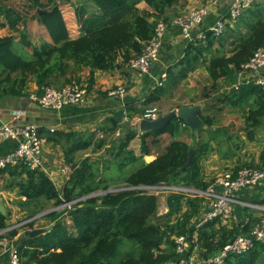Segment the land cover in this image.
Instances as JSON below:
<instances>
[{"label": "trees", "instance_id": "trees-1", "mask_svg": "<svg viewBox=\"0 0 264 264\" xmlns=\"http://www.w3.org/2000/svg\"><path fill=\"white\" fill-rule=\"evenodd\" d=\"M6 2L0 0V27L18 31L19 24L33 20L45 30L47 38L39 46H33L27 29L20 30L19 46L32 49V53L25 58L16 51L18 45L11 37H0V101L26 96L32 82L37 87V93L43 87L61 88L80 82L77 74L84 68L90 71L86 81L89 92L95 72L120 70L131 58L141 54L145 43L152 39L157 22L162 19L167 23L169 19L165 14L186 0H91L95 11L90 12L83 7L75 9L80 28L76 39L68 36L60 12L61 0H21L23 3L19 4V8ZM141 2L151 12L139 9ZM263 47L264 0H259L244 9L233 25L226 23L221 35L206 31L203 40L187 43L182 58L167 70L165 82L151 92L146 104L159 102L189 73L205 67L212 82L203 88L200 96L207 104L204 106L216 113L224 106L237 108L242 115L246 139L253 141L256 132L264 130V90L255 85H241L235 90L232 85L233 77L241 66ZM220 80L229 83L227 93H220ZM212 94L217 95L211 97ZM181 106L184 105L176 108ZM124 108L129 119L140 114L131 104H126ZM199 118L208 128L209 139L198 141L196 138L199 139L200 133L196 137L193 132V145L173 139L150 162L143 160L151 155L150 147L159 145V137L163 134L175 137L173 124L183 126L184 122L174 118L161 131L139 133L129 124L124 123L121 127L114 117H110L106 126L101 128L104 137L97 140H94V135L80 132L48 134V141L63 147L65 160L73 168L60 189L41 171L30 170L23 165L0 169V175L7 173L16 178L25 175L15 186L19 200H24L19 206L21 210L28 211L29 218L45 210L47 202H53L56 208L76 201L71 208L54 210L44 216L52 226L49 232L33 237L23 234L18 237V229L7 233L5 237L9 241L18 237L16 250L22 264L176 262L179 257L174 237L179 235L189 239L187 256L196 252L198 258L207 259L236 235L248 234L258 221L255 217L257 212L248 207L236 206L248 219L245 225L243 222L228 227L221 218H216L196 227L200 217L209 210L205 197L168 191L166 213L159 215L158 196L150 195V191L145 189L167 186L205 191L207 183L203 180L201 162L213 152V142L220 147L219 137L227 136L228 131L212 129L215 121L211 115L200 112ZM117 131V142L114 141L108 149L112 153L116 151L115 161L100 165L88 157L79 161L71 158V152L87 149L90 145L94 151L104 148L107 137ZM136 137L140 140V157L129 147ZM230 140L229 135L225 144ZM190 148H194L192 165L183 168ZM260 158L263 162L264 150ZM137 162L140 165L134 167ZM110 166L117 168L118 173L116 178L108 180L103 172ZM243 166L259 167L244 164L234 171ZM111 184H120L116 189L134 190L107 193ZM91 195L94 196L89 197ZM239 198L246 203L264 206V181L252 190H243ZM8 218L7 212L2 214L0 211V231L6 228ZM66 219L70 221L69 225ZM33 222L27 224V231L33 228ZM194 234L196 239L192 242ZM222 264H264V242H254L244 254L228 255Z\"/></svg>", "mask_w": 264, "mask_h": 264}, {"label": "built area", "instance_id": "built-area-1", "mask_svg": "<svg viewBox=\"0 0 264 264\" xmlns=\"http://www.w3.org/2000/svg\"><path fill=\"white\" fill-rule=\"evenodd\" d=\"M221 0H208L209 4L217 6ZM229 8L227 12V19H219L213 26L206 30H195L200 27L207 15V5L200 6L190 11L187 15L177 16L174 19V24L179 28L180 35L187 43L195 40H203L205 32L210 31L214 35H221L225 29L226 23L231 24L235 22L241 13L249 7L254 0H228ZM167 31V24L164 20L160 19L154 29V35L151 40L145 43L141 54L131 58L126 64L127 68L134 72L136 75L141 76L149 72L153 62L158 59L163 38ZM237 82L232 87L237 90L241 85H255L261 87L264 90V47L257 49L250 60L241 66L240 71L237 73ZM165 75L161 77V80L165 79ZM162 83L158 82L157 87ZM126 95V89L123 85L117 86L115 89L108 91L107 96L110 98H116L123 101ZM88 97V89L85 81L73 82L67 84L61 88L53 86L43 87L40 93L32 91L28 95V100L38 105L40 108L59 112L65 107L78 106L86 102ZM160 117L158 109L151 108L145 110L142 115L134 122L128 118L126 113L124 114L123 122L131 126H136L137 123L142 120H156ZM185 126V125H183ZM55 132L54 128L48 129L47 134ZM118 134V133H117ZM0 137L3 140H16L18 142L17 148L5 157L0 158V169L6 167H15L23 165L33 171H41L48 178L54 174L56 177L62 178L69 177L72 173L71 164H63L58 167L55 172L49 171L43 159V147L47 143V136L41 133L35 126L26 125L24 127L9 125L3 123L0 126ZM99 138H103L101 134ZM51 175V176H50ZM264 181V161L259 167L243 166L236 172H226L218 177H215L213 181L207 183L205 191H198L196 189H184L176 187H152L145 188L151 191L162 192H182L185 194L200 195L206 198L208 201L209 210L203 215L200 221L196 224V227L201 226L203 223L212 219L221 218L222 220L230 217L236 206L248 207L251 210H259L257 205L243 202L240 200V193L245 190H252L254 187ZM76 201L65 203L62 206L71 208ZM28 219L24 221V225L31 222ZM248 223V219L244 220V224ZM3 232H0V248L7 255L8 264H22L21 259L17 253L16 245L9 241L5 236H2ZM196 239V234L192 236V242ZM188 237L179 235L174 237L175 251L178 255L176 262H170L165 264H222L224 259L231 254L241 255L248 252L254 242H264V215L259 214L258 221L252 226L248 234L240 233L235 238L226 244L219 252L208 257L207 259L198 258L196 252L187 256L189 249Z\"/></svg>", "mask_w": 264, "mask_h": 264}, {"label": "crops", "instance_id": "crops-1", "mask_svg": "<svg viewBox=\"0 0 264 264\" xmlns=\"http://www.w3.org/2000/svg\"><path fill=\"white\" fill-rule=\"evenodd\" d=\"M62 3L68 5L71 10H73L75 6L76 8L83 7L90 12L96 10V7L91 0H61V4ZM203 5H207L208 7L207 15L203 24L198 27L195 32L198 30H206L213 26L219 19L227 16L229 8L228 0H221L217 6L209 4L208 0H186L185 3H180L179 5L172 7L168 13L165 14L169 21L166 23L167 31L163 38V44L158 59L152 63L147 74L138 76L130 71L126 65L120 70L109 72L97 71L94 74V83L88 92L86 102L78 106L65 107L59 112L42 109L28 100V94L37 90L36 85L32 82L28 86V94L26 96L20 98H7L0 101V126L3 123L20 127L33 125L46 136H48V129L54 128L56 133L80 132L89 136L94 135L95 137V134L97 133L102 134L101 128L106 126V120L113 117L115 112L124 110L126 113L124 108L126 104H131L135 110L140 112V114L131 118L132 122L139 118L147 109L156 108L159 111L160 105L165 98H161L159 102L156 103L146 104L147 97L151 92L155 91L158 82H161L162 84L165 82L166 78L161 80V77L163 75L166 77L167 70L182 58L183 50L187 44V42L182 39L179 28L174 24V19L177 16L187 15L193 9ZM138 8L151 12L150 8L146 6L144 2H141L138 5ZM62 17L68 31V36L71 39H76L80 35V28L77 24L75 14L68 13L67 15H64L62 13ZM28 26H34V28H31L34 30L36 28L38 30L40 34V39L38 40L39 44L47 38L45 30L39 27L36 21H26V23H23L21 30L24 28L27 29ZM12 34H14L13 30L8 29L7 27H0V37H11L14 40V43L18 45V48H22L18 43L20 42V39L14 38V35ZM23 50L28 55L32 53L30 49L25 48ZM89 74V69L84 68L77 74V77L81 81L86 82L89 78ZM120 85H123L126 89V95L123 101L107 96L108 91L115 89ZM183 105L191 106L189 104ZM174 109H177L176 106H171L165 110V112H160V116ZM210 111L213 110L211 109ZM207 114H209V111H207ZM124 125V123H121V127ZM219 128L220 127L215 124L212 129ZM204 133H208V129L204 130L203 133L201 131L200 135ZM159 139V145L154 147L157 150L153 151L151 149V155L145 156L143 158L144 162L152 161L157 153L161 152L162 149L170 141L176 139V137L170 136L169 134H163ZM134 140L137 141L139 139L136 137ZM181 140H183V138H181ZM183 141L187 142V139H184ZM219 141H221V144L224 142L221 137H219ZM212 144L214 149L213 152L201 162L203 177L205 180H208L212 176L218 177L224 174V172L227 171L225 168H228V165L231 166V162L228 160L229 158H224V156H221L220 151L215 149L217 144L214 142ZM17 145L18 142L16 140H3L0 137V158L12 153L17 148ZM150 148H153V146ZM43 159L50 172L56 171L58 167L66 163L63 147L60 144L48 140L43 147ZM24 178V174L19 178L12 177L7 173L0 175V209L3 208L5 212L9 209L15 210V208L21 210L19 203L24 200H19L15 183ZM256 194H258V189L256 190ZM245 219V213L242 212L240 208H235L231 213L229 220L223 224H227L228 227H231L233 224L241 225ZM12 243L15 244V241H12ZM3 251L4 250L0 248V264H8L7 255L4 254Z\"/></svg>", "mask_w": 264, "mask_h": 264}, {"label": "rangeland", "instance_id": "rangeland-1", "mask_svg": "<svg viewBox=\"0 0 264 264\" xmlns=\"http://www.w3.org/2000/svg\"><path fill=\"white\" fill-rule=\"evenodd\" d=\"M76 1V0H75ZM259 1V0H254ZM21 0H8L7 5L10 6H19V4H22ZM19 8V7H18ZM76 6L73 10L69 9L68 5H64L63 3L60 5V12L61 14L63 13L64 15L68 13H76L75 12ZM23 23L18 25V30L20 31L22 28ZM230 25H233V22H231ZM34 26H28L27 27V33H28V38L32 41L33 45L39 46L40 44L38 43V40L40 39V34L38 30L35 28H31ZM225 30V29H224ZM2 35V34H1ZM14 38L20 39V33L18 31H14ZM20 43V42H18ZM15 47V46H14ZM16 51L20 54H23L25 58H28V54L24 52L22 48H16ZM30 51L32 52V49L29 48ZM211 79L205 69V67H199L195 71L189 73L185 79H182L179 81L178 84L173 88L171 92L167 94L165 99L162 101V104L160 105L159 108V113L160 112H165L169 107L171 106H179L183 104H190V103H195V104H200L201 106L206 104L204 100L201 99V94L203 91V88L206 86H209L211 84ZM229 83L225 80H220L219 81V91L220 93H227L230 89ZM217 94H212L211 97H216ZM207 105V104H206ZM206 105L201 108V111L203 115H207V111H209L208 115H211L215 121V124L218 125L222 129H226L228 131L227 136L230 135L231 140L225 144L227 141V136H224L221 138L223 139V143L220 145V147H216L215 149L220 151L221 156H229L227 159L231 162V166H227L228 168H225L227 171L225 172H233L237 167L244 165V164H251V165H260L262 163L261 160V154L262 151L264 150V130L262 131H257L254 137L253 141H248L246 139V132L243 131L244 127V122L242 119V115L238 111L237 108H232L230 106H224L223 110L220 112H213L210 111V109H206ZM164 110V111H163ZM174 131H175V137L178 140H181V138L187 139V143L190 145L194 144V137L192 135V131L190 130L189 127H185L180 125L179 123H174L173 124ZM219 128V129H220ZM137 131V130H136ZM138 132V131H137ZM118 133V134H117ZM203 133V131H202ZM101 133L95 134L94 140L100 139ZM103 135V133H102ZM119 135V131H117L115 134L110 135L107 137V145L97 151L93 150V146L90 145L87 149L79 150V151H74L71 152L74 161H79L84 158H89L91 161H96L98 163L103 164L104 162H109V161H115V154L109 151L108 149L111 148L112 144L117 142L115 139ZM104 137V135H103ZM210 138L209 133H204L200 135L199 140L203 141L206 139ZM136 139V138H135ZM137 139H139L137 137ZM170 139V138H169ZM150 140V139H148ZM115 141V142H114ZM164 143V141H163ZM216 143V142H214ZM130 149L136 153L135 155L140 157L141 152H140V140H132L129 145ZM237 147V149H236ZM153 151L157 150L154 147L151 148ZM164 149V148H163ZM162 149V151H163ZM160 150V149H159ZM161 151V152H162ZM210 154V153H209ZM233 154V156H231ZM231 156V157H230ZM206 159V158H205ZM203 161V160H202ZM67 163V162H66ZM65 163V164H66ZM70 164V163H67ZM140 165V162L135 163L134 167H137ZM111 168L103 172V176H106L108 180L111 178H116L118 169L115 167L110 166ZM55 172V171H53ZM224 172V173H225ZM51 176V175H50ZM70 177V176H69ZM69 177H56L54 174L49 178V180L54 184V186L58 189L63 187V185L67 182ZM215 176H212L208 180H203L208 183L210 181H213ZM117 187H120V184H111L110 191L115 190ZM155 192L156 196H158V203H159V210L158 213L159 215H164L166 213L165 207H166V197L168 192H162V191H153ZM187 195H190L189 193ZM206 200V204H207ZM260 209L259 210H253L257 212L255 217H258V214H264V206H258ZM63 208H67L65 206H59V207H54L53 202H47L45 203V210L42 212H39L35 214L33 217L29 218L28 216V211L26 209L24 210H19L18 208L14 209H9L7 211L9 218L6 224V228L0 232H3L2 236L7 237V233L11 230L18 229L19 234L18 237L21 236V234L29 229V226L27 224H23L24 221L30 219L33 222V229H46L50 227V221L44 216L39 217L45 212L52 211V210H60ZM6 213V212H5ZM203 216V215H202ZM202 216L200 218H202ZM231 217V215H230ZM226 218L222 220L223 223H226V221L229 220V218ZM67 224H70V221L68 219L65 220ZM227 225V224H226ZM17 237V238H18ZM17 238H14L12 241H15V245H17ZM9 240V239H8ZM196 250V249H195Z\"/></svg>", "mask_w": 264, "mask_h": 264}, {"label": "water", "instance_id": "water-1", "mask_svg": "<svg viewBox=\"0 0 264 264\" xmlns=\"http://www.w3.org/2000/svg\"><path fill=\"white\" fill-rule=\"evenodd\" d=\"M51 12V11H49ZM38 13H42V11H39ZM238 75L235 74L233 77V82H237ZM202 106L200 104H194L192 106H181L177 109L171 110L168 113L161 115L156 120H146L142 119L140 120L136 126H133L139 133H148V132H156L161 131L171 120L174 118H177L185 123V126L189 127L190 130L195 134L196 137H198L199 133L201 131H204L208 129L206 125L203 123V121L199 118V113L201 111ZM124 110H119L114 113L113 117L118 123L123 122L124 118ZM198 140V138H196ZM193 154H194V148H190L187 155V161L183 168H189L192 165L193 162ZM127 190H134V188H122V189H115L112 191H107V193L110 192H120V191H127ZM150 195H156L155 192L151 191L149 193ZM97 195V194H96ZM94 195H91L89 197H92ZM2 214H5V210L3 208L0 209ZM54 211V210H52ZM48 211L43 213L41 216L47 215L48 213L52 212ZM52 226L44 229H33L29 231L23 232V236H39L46 232H49L51 230Z\"/></svg>", "mask_w": 264, "mask_h": 264}, {"label": "clouds", "instance_id": "clouds-1", "mask_svg": "<svg viewBox=\"0 0 264 264\" xmlns=\"http://www.w3.org/2000/svg\"><path fill=\"white\" fill-rule=\"evenodd\" d=\"M133 127V126H132Z\"/></svg>", "mask_w": 264, "mask_h": 264}]
</instances>
